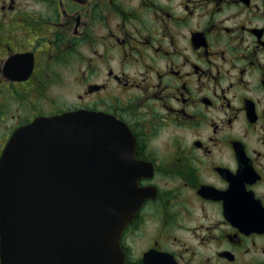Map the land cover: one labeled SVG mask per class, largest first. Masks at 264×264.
I'll return each mask as SVG.
<instances>
[{"label": "flooded vegetation", "instance_id": "obj_1", "mask_svg": "<svg viewBox=\"0 0 264 264\" xmlns=\"http://www.w3.org/2000/svg\"><path fill=\"white\" fill-rule=\"evenodd\" d=\"M74 111L145 169L125 264H264V0H0V162Z\"/></svg>", "mask_w": 264, "mask_h": 264}, {"label": "water", "instance_id": "obj_2", "mask_svg": "<svg viewBox=\"0 0 264 264\" xmlns=\"http://www.w3.org/2000/svg\"><path fill=\"white\" fill-rule=\"evenodd\" d=\"M135 141L89 111L17 131L0 162L3 264H125L121 236L149 192ZM133 158V157H132Z\"/></svg>", "mask_w": 264, "mask_h": 264}]
</instances>
